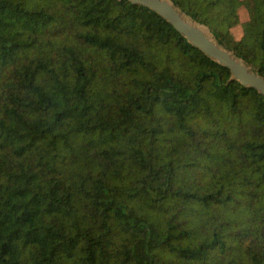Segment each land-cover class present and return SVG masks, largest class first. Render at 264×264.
Returning <instances> with one entry per match:
<instances>
[{
  "label": "trees",
  "instance_id": "trees-1",
  "mask_svg": "<svg viewBox=\"0 0 264 264\" xmlns=\"http://www.w3.org/2000/svg\"><path fill=\"white\" fill-rule=\"evenodd\" d=\"M171 1L264 76V0ZM229 77L128 0H0V264H264V98Z\"/></svg>",
  "mask_w": 264,
  "mask_h": 264
},
{
  "label": "water",
  "instance_id": "water-1",
  "mask_svg": "<svg viewBox=\"0 0 264 264\" xmlns=\"http://www.w3.org/2000/svg\"><path fill=\"white\" fill-rule=\"evenodd\" d=\"M128 1L154 11L170 23L192 46L198 48L211 60L227 67L230 71L229 81H237L244 87L253 88L264 98V76L231 50L220 45L207 26L186 15L171 0ZM202 27H206L210 35Z\"/></svg>",
  "mask_w": 264,
  "mask_h": 264
},
{
  "label": "rangeland",
  "instance_id": "rangeland-1",
  "mask_svg": "<svg viewBox=\"0 0 264 264\" xmlns=\"http://www.w3.org/2000/svg\"><path fill=\"white\" fill-rule=\"evenodd\" d=\"M239 14H240V22H243L245 20H247L248 18V13L247 10L244 7H240L239 9ZM233 35L236 39H239L242 35V27L241 25H237L233 30Z\"/></svg>",
  "mask_w": 264,
  "mask_h": 264
},
{
  "label": "bare ground",
  "instance_id": "bare-ground-1",
  "mask_svg": "<svg viewBox=\"0 0 264 264\" xmlns=\"http://www.w3.org/2000/svg\"><path fill=\"white\" fill-rule=\"evenodd\" d=\"M203 29H204V31L208 34V35H210L209 34V31H208V29L206 28V27H202Z\"/></svg>",
  "mask_w": 264,
  "mask_h": 264
}]
</instances>
